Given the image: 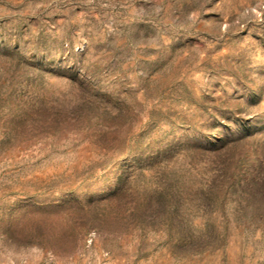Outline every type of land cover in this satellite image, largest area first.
Masks as SVG:
<instances>
[{
  "label": "rangeland",
  "instance_id": "374dc122",
  "mask_svg": "<svg viewBox=\"0 0 264 264\" xmlns=\"http://www.w3.org/2000/svg\"><path fill=\"white\" fill-rule=\"evenodd\" d=\"M0 264H264V0H0Z\"/></svg>",
  "mask_w": 264,
  "mask_h": 264
}]
</instances>
